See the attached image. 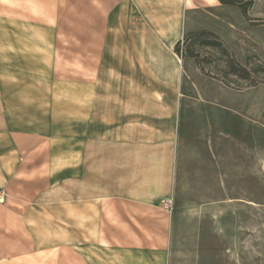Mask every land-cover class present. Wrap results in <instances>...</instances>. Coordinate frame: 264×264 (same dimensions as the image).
I'll return each instance as SVG.
<instances>
[{"label": "crops", "instance_id": "obj_1", "mask_svg": "<svg viewBox=\"0 0 264 264\" xmlns=\"http://www.w3.org/2000/svg\"><path fill=\"white\" fill-rule=\"evenodd\" d=\"M87 1L103 25H89L87 42L75 44L86 58L83 70L73 58L70 77L29 54L47 50L31 41L49 32L32 27L26 7L0 13V188L23 203L25 221L34 205L55 210L62 234L71 228L72 264H169L164 200L174 189L185 97L175 46L187 14L214 4ZM60 99L70 101L66 111ZM64 113L70 118H58Z\"/></svg>", "mask_w": 264, "mask_h": 264}, {"label": "rangeland", "instance_id": "obj_2", "mask_svg": "<svg viewBox=\"0 0 264 264\" xmlns=\"http://www.w3.org/2000/svg\"><path fill=\"white\" fill-rule=\"evenodd\" d=\"M199 1L214 5L187 14L188 34L213 32L249 69L264 63V0H236L246 3L245 9L218 0ZM0 4L3 16H8L10 7L24 6L33 28H47L49 33L41 41L34 35L31 41L33 46L46 43L47 50L29 54L42 53L49 73L70 77L78 54L83 70L86 51H75V44L87 42L89 25H103L95 11L89 14L87 0H17L10 7L2 0ZM75 27L79 35L72 33ZM51 28L58 34H51ZM193 49L224 66V58L210 49L196 44ZM182 58L185 97L169 215V264H264V77L255 76L253 85L228 86L202 73L194 58ZM61 92L70 95L66 86ZM60 103L64 111L70 107L69 100ZM62 117L70 118L66 113L58 115ZM34 206L25 221L23 203L11 195L6 198L0 188V264H72L71 228H63L62 234L55 210ZM67 234L69 241L62 245Z\"/></svg>", "mask_w": 264, "mask_h": 264}, {"label": "trees", "instance_id": "obj_3", "mask_svg": "<svg viewBox=\"0 0 264 264\" xmlns=\"http://www.w3.org/2000/svg\"><path fill=\"white\" fill-rule=\"evenodd\" d=\"M222 4L236 5V0H218ZM239 7L245 9L246 3L238 4ZM196 44L200 48H207L212 53H217L220 57L224 58V66L220 67L217 64L212 63L209 57H201L199 52L193 49V45ZM175 51L181 56H190L195 59L199 70L209 76L217 78L225 85L241 86L246 83L253 85L255 82V76L264 77V63L254 65L252 69L242 65L238 62L228 51L223 41L213 32L200 30L191 34L187 32L184 35L183 40L179 41L175 46Z\"/></svg>", "mask_w": 264, "mask_h": 264}, {"label": "built area", "instance_id": "obj_4", "mask_svg": "<svg viewBox=\"0 0 264 264\" xmlns=\"http://www.w3.org/2000/svg\"><path fill=\"white\" fill-rule=\"evenodd\" d=\"M164 207L171 212L173 210V199L172 197H169L164 200Z\"/></svg>", "mask_w": 264, "mask_h": 264}]
</instances>
